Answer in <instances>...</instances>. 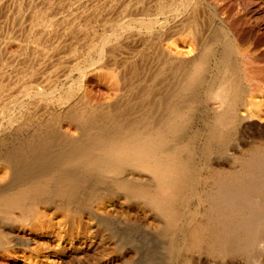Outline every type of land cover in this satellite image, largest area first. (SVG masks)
<instances>
[{"label": "rangeland", "instance_id": "374dc122", "mask_svg": "<svg viewBox=\"0 0 264 264\" xmlns=\"http://www.w3.org/2000/svg\"><path fill=\"white\" fill-rule=\"evenodd\" d=\"M3 5L4 150L19 168L62 174L70 164L59 154L74 146L57 147V142L82 139L100 159L91 169H77L75 180L83 182L79 197L108 192L114 194L108 200L122 196L135 203L128 211L121 204L111 210L102 200L103 216L87 229L59 215L64 239L96 241L77 264H264V121L243 122V107H234L233 116L220 124L225 107L211 95L225 70L233 72L242 89L249 87L248 66L237 50L240 37L250 47L251 60L264 69V0H5ZM37 11L47 13L48 20L35 26ZM100 49H107L103 60ZM201 59L200 81L181 89ZM81 114L92 120L75 125ZM174 122L178 126L168 128ZM134 130L139 133L130 136ZM159 130L187 162L175 224L155 207V197L167 192L157 175L117 161L121 173L104 160L114 142L139 141L141 134ZM26 142L52 145L28 147ZM235 216H243L250 229L238 232ZM0 219L13 222L15 215L0 214ZM216 221H225L238 243L231 246ZM47 223L41 226L45 229L31 224V245L10 247L7 256V250L1 251L0 264H59L58 232ZM67 258L60 264H75Z\"/></svg>", "mask_w": 264, "mask_h": 264}, {"label": "bare ground", "instance_id": "6f19581e", "mask_svg": "<svg viewBox=\"0 0 264 264\" xmlns=\"http://www.w3.org/2000/svg\"><path fill=\"white\" fill-rule=\"evenodd\" d=\"M4 2L5 0H0V16L4 12L3 10H5L3 8ZM44 11L46 12V10ZM45 12H40V11L35 12L34 17H32L33 18L32 25L35 26L37 24L39 25L40 22L42 23V21L47 19L48 14ZM120 24H122V22ZM196 29L195 28L192 29L195 35L198 31V29L197 30ZM108 37L109 36L107 35L103 39L104 43L108 41ZM38 38L40 39L39 36L38 37L36 36L34 37V39L33 38L32 39L34 40V42L38 44V40H39ZM242 38L243 37H240L238 40L237 50L238 53L242 55L244 59L243 60L244 63L248 66L245 73V79H247L246 81L249 82V87L247 86L248 87L247 89L246 88L242 89L238 81H236L233 72L229 70H225V72L222 74L220 78L219 83L217 84L216 89L211 92V95L213 97L220 98V100H222V104H220L221 107H225L221 111V114L218 116V122L220 124L225 123L229 120L230 116L232 115L231 110L234 107L235 108L243 107L241 112V117L243 122L249 121L253 118L258 119L259 121H264V110H263L264 108L263 70L264 69L251 60L252 57H250V47L244 42V38L243 39ZM104 49H100L99 51V55L101 56V59L102 57H105L107 53L106 52L107 49L106 51ZM204 69H205L204 60L201 59L200 61H197V63L194 65V69H193L194 71L190 80L188 82L186 81L187 83L184 82V84L180 88L184 89L188 85H191L196 81H200L199 75L201 72H203ZM241 95L246 96L244 99H242V101L240 100ZM0 108H1L0 110L1 113L5 114V104L4 105L2 104V107ZM232 111L234 112V109ZM76 119L77 122L74 123L75 125L76 124L78 125V121L79 123L80 122L87 123L88 120L89 121L92 120L88 116H85V114L84 115L81 114L80 116L78 115ZM173 121H178V120L174 119L172 120V122ZM230 121L232 122V120ZM174 123H170L168 128L172 129L175 128L176 125L178 126L176 122ZM135 133H139V132H136L134 130V132H131L129 135L133 136ZM63 140L60 144H58L57 142L56 146L64 147L63 145L64 143L67 144L66 145L67 147L70 144L74 146L68 152L65 153L64 151L62 153L60 152L61 154H59V156H61L60 159L63 158L64 156H67V158H69L68 160V163L70 164L69 171L67 173H62V174L48 173L47 175H44L45 173L42 172L36 173V172L28 171V169H26L25 167L19 168L20 164L18 163V161H15L11 156L8 155L9 153L7 154V151L4 150V148L6 147V143L0 141V169L2 170V172H0V214L3 215L7 214L8 216L10 214L15 215V220H13V222L3 221L0 219V252L3 251L4 253L10 247L18 248L19 246L21 247L27 246L32 239L29 235L31 234L32 229L34 228L33 226L40 225L45 217V219H47V222H50L49 223V225L51 226L50 231L52 232V228L53 230L55 229L58 230V231L57 230L54 231V233L58 232L57 235L58 237L56 236V239H54V241L57 242L56 245H58L61 248L59 249L61 250L60 253L61 252L62 253L59 254V256H57L58 259L55 261H58V263L60 264L63 263L67 257H70L72 262L77 264L81 262V259H83L84 256L88 255L90 251H92L96 247L97 245L96 241L91 238L79 239L76 242H70L64 239L65 236H63V234L65 232V229H63L64 232L62 233L60 216L63 217L62 218L63 221H65L66 219L68 221H71L70 222L71 225L73 226L75 225V227L77 225L78 227L87 229L85 228L87 227V225L89 224L93 226L96 225L95 222H97L99 218L103 216L102 213L100 212L101 211L100 209L103 208L101 206V201L104 199L107 200V205L111 210H113L119 204H121L122 208L124 209L126 208L125 210L127 209L130 210L135 207L134 206L135 203L133 204V202H129L131 200H129L128 197L126 198L127 200H125L123 199L124 197L122 198V196H120L122 198L121 200V198L119 199L117 198V196H115V197H111L108 200L106 196L114 195L113 193H108V192L103 193V195L101 196H94V197L91 196L92 198L89 197L88 199L80 198L79 191L81 190V188H83V184H82L83 182L78 183L75 180V177L78 175L77 169L80 167L84 169L93 168V163L99 160L100 156L97 154L92 155L87 149V146L84 143V141H82V139H63ZM98 140L101 144L105 143V140L103 138H98ZM26 143L28 147L29 145L32 146L34 145L33 147H38V146L44 147V146H49L51 144L49 142H45L43 144L36 142H32V143L26 142ZM107 148L109 153L112 154L108 156L106 159H104L105 162H107L108 167L110 168L114 167L118 172L122 173L123 169H120V167L116 165L117 161H121L122 163L133 162L136 163L137 166L149 168L155 175H157L162 180L163 186L166 188L167 192L163 195H158L155 197L156 200L155 207L159 211L165 212L168 221L171 224H175L178 218L177 202L180 201L183 197V190L182 188H180V186L183 183L182 181H184L183 177L185 175V170L187 169V162L182 157L178 156V152H179L178 149L175 148L173 145H171V141L168 139L167 136H165V133L162 132V130L156 131L154 133H143L141 134V139L139 141L133 142L131 140L128 143L125 142V144L120 142H114L113 144L109 145ZM137 208L139 207L137 206ZM149 209L150 211L148 210L149 212L147 215L148 217L149 216L151 217V213L153 210L151 208ZM58 216H59L58 218L59 220H57ZM67 220L65 222H68ZM47 222L46 224L44 223L42 225L46 227L45 225L48 224ZM233 222L232 223L236 225L233 226L236 229H238V232H240L239 230L241 229L244 230V228L246 229L249 228L250 226L249 222H246L243 216L233 217ZM217 223L219 224V226H221L220 231L227 235L229 244L231 246L232 244L235 245L236 243H238V238L237 236H235V234L234 236L233 235L230 236V234H232L231 233L232 231H230L225 221H219ZM31 224H33L32 227ZM42 225H40V228ZM41 229H45V228H41ZM36 231L39 230L36 229ZM198 239L199 236L195 234L193 239L195 245L198 244ZM51 240L53 242V239ZM21 249L22 248L18 250L20 251ZM50 249L51 248H49V250ZM8 250H7V254L5 252L6 256L8 255L9 252ZM12 250H14V248H12ZM52 250L54 252V249ZM58 251L59 250L57 249L54 253L57 254ZM53 252L51 251L47 253H50L51 255L53 254ZM23 254H25V251L24 253H22V255ZM38 254H40V252ZM13 255H15V253ZM13 255L11 256L13 257ZM15 256L18 257L17 255ZM23 256L26 257L25 255ZM27 259L29 258L27 257ZM38 260H42V259L38 258ZM25 262L28 261L26 260ZM69 263H71L70 260Z\"/></svg>", "mask_w": 264, "mask_h": 264}]
</instances>
